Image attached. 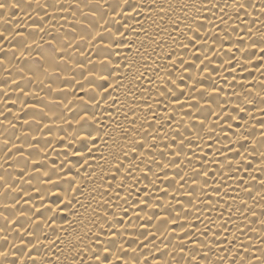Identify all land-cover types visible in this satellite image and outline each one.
Masks as SVG:
<instances>
[{
	"label": "bare ground",
	"instance_id": "6f19581e",
	"mask_svg": "<svg viewBox=\"0 0 264 264\" xmlns=\"http://www.w3.org/2000/svg\"><path fill=\"white\" fill-rule=\"evenodd\" d=\"M0 4V264H264V0Z\"/></svg>",
	"mask_w": 264,
	"mask_h": 264
},
{
	"label": "snow or ice",
	"instance_id": "6c2138e0",
	"mask_svg": "<svg viewBox=\"0 0 264 264\" xmlns=\"http://www.w3.org/2000/svg\"><path fill=\"white\" fill-rule=\"evenodd\" d=\"M13 6H15V5H13ZM3 7H5V5L0 4V8H3Z\"/></svg>",
	"mask_w": 264,
	"mask_h": 264
}]
</instances>
